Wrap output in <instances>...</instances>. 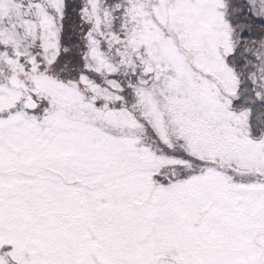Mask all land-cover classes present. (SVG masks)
<instances>
[{"label": "snow or ice", "instance_id": "obj_1", "mask_svg": "<svg viewBox=\"0 0 264 264\" xmlns=\"http://www.w3.org/2000/svg\"><path fill=\"white\" fill-rule=\"evenodd\" d=\"M0 264H264V0H0Z\"/></svg>", "mask_w": 264, "mask_h": 264}]
</instances>
